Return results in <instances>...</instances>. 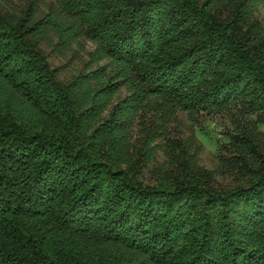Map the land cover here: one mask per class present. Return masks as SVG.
<instances>
[{
    "label": "trees",
    "instance_id": "obj_1",
    "mask_svg": "<svg viewBox=\"0 0 264 264\" xmlns=\"http://www.w3.org/2000/svg\"><path fill=\"white\" fill-rule=\"evenodd\" d=\"M8 1L0 264H264V0ZM52 32L108 64L63 81ZM181 114L228 119L215 168Z\"/></svg>",
    "mask_w": 264,
    "mask_h": 264
},
{
    "label": "rangeland",
    "instance_id": "obj_2",
    "mask_svg": "<svg viewBox=\"0 0 264 264\" xmlns=\"http://www.w3.org/2000/svg\"><path fill=\"white\" fill-rule=\"evenodd\" d=\"M47 5L54 3V0H46ZM7 7L13 8L21 4V0H10ZM47 5L43 4V8L48 10ZM257 14L264 23V7L259 5ZM51 65L59 72V76L63 81H68L74 76L86 73L96 67V65L108 64L107 59L95 61L93 54L97 47L91 40L80 37L78 41L66 43L52 32L47 40L42 44ZM125 93V90L123 91ZM122 93V94H123ZM181 123L177 128V132L188 135L194 131L196 137L202 145L199 153V161L207 168L213 169L217 164V156L219 151V141H227L226 128L229 124L225 116L217 115L204 120L201 124H194L188 119V116L181 114ZM264 130V126H262Z\"/></svg>",
    "mask_w": 264,
    "mask_h": 264
}]
</instances>
